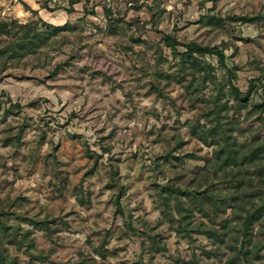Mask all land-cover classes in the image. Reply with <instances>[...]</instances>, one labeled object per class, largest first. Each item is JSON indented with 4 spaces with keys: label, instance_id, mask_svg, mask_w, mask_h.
<instances>
[{
    "label": "rangeland",
    "instance_id": "obj_1",
    "mask_svg": "<svg viewBox=\"0 0 264 264\" xmlns=\"http://www.w3.org/2000/svg\"><path fill=\"white\" fill-rule=\"evenodd\" d=\"M68 1L47 0L37 10L23 4L21 19L10 6L0 15L73 27L66 40L57 37L60 45L0 60V211L8 227L31 233L35 247L1 241L5 259L27 264L30 253L41 260L35 264H264V215L247 237L259 258L232 263L247 239L235 208L211 226L195 211L182 221L175 201L167 212L158 195L174 181L190 189L213 184L210 191L230 196L222 172L212 175L217 146L192 136L191 126L218 127L240 150L264 143V0H81L70 10ZM210 17L220 24H206ZM191 42L216 47L223 59L205 55V72L192 74L179 55ZM230 85L248 94L247 103L237 106ZM214 103H227L219 117ZM244 169L230 168L228 177L247 184ZM260 186L262 199L254 196L247 208L264 203ZM30 220L48 221L50 232ZM176 220L193 230L177 231ZM210 226L224 233L222 242L198 232Z\"/></svg>",
    "mask_w": 264,
    "mask_h": 264
},
{
    "label": "trees",
    "instance_id": "obj_2",
    "mask_svg": "<svg viewBox=\"0 0 264 264\" xmlns=\"http://www.w3.org/2000/svg\"><path fill=\"white\" fill-rule=\"evenodd\" d=\"M80 1L81 0H69V10ZM43 5L47 8L45 3H43L42 6ZM105 14L109 16V10L105 9ZM206 24L217 26L220 23L219 20L210 17L207 18ZM72 30L73 27L68 25V23L57 27L49 25L41 20L18 24L15 20L8 21L7 19H0V60L2 62L7 60H18L26 56L34 55L47 48H53L61 43L57 39L58 36H60L58 38L66 40L63 33ZM163 41L166 43V46L172 49H175V47L179 45L174 39L167 35L164 36ZM182 47L184 51L179 54L180 62L182 66L191 71L192 74L200 73L201 71L205 72V68L201 65L199 59L205 55H216L221 60L223 59L222 52L216 47H202L193 42L185 44ZM60 68V64L56 65L51 71L47 72L48 76H56ZM253 86L252 84L250 89H252ZM229 89L237 106H241L243 102L247 103L248 94L242 95L239 90L232 85H230ZM226 104L227 103L219 105L218 103H214V113L212 114L219 117L220 111L227 109ZM217 128L218 127H214L210 130L198 131L200 127L191 126V135L206 145L217 146L216 150L213 152V161H211V164L214 165L212 168V175L215 177L218 172H222L220 179L227 183L230 182L228 183L230 196L221 198L219 194L216 193L217 190L212 189L210 191L209 187H212L213 184H206L203 188L190 189L177 186L174 181H169L166 186L159 187L158 195L167 212L170 210V204L175 201V208H173L175 209L176 215L179 216L182 221H186L189 218V214L195 211L200 216L206 218L211 226L216 224L219 214H225L228 208H235L236 211L232 213L233 219L240 223L242 235L247 238L250 236L249 232L252 230L253 225L259 222L264 215V203L260 206L246 207V204L251 202L249 199H253L254 196L260 197L261 199L263 197V189L260 184L264 183V143H260L255 139L256 141H254L252 145L244 150H240L236 147L235 142L229 141V136L224 137V131L222 129L218 131ZM228 132H232V130L228 129ZM239 167L245 168L246 179L248 180L246 181L247 184H244L245 180L243 178L234 177L231 179L228 177V170L230 168L238 169ZM119 196L120 193L117 196L116 205L118 210H121L118 203ZM182 199L190 202L192 206L190 212L187 211L188 213H186L184 211ZM249 205H252V203ZM5 215L6 213L0 211V242L4 241L5 244L14 246L18 250H21L25 245H27L29 249H34V243L28 236L31 233L26 232L21 234L17 229L18 227H8L3 220ZM29 222L35 229L42 230L46 233L50 232L48 221L30 220ZM176 222L178 221L176 220ZM219 222L222 230L227 229V223H229V221L220 219ZM188 226L189 224L186 222L184 227L181 222H178L177 231L188 233L189 230H193L189 229L190 227ZM211 226L206 227L207 229L204 231L201 230L198 232L222 242V237L225 236L224 233H219L217 229ZM152 240L155 241L154 237H152ZM249 243L250 240L247 238L244 243L245 245H242V247L237 250V254L232 263H238V260L248 262L259 258L257 250L251 251L248 249L247 245ZM29 257L32 259H30L27 264H35L34 261H41L38 257H33L30 253ZM0 264H14V261H7L5 259L1 248Z\"/></svg>",
    "mask_w": 264,
    "mask_h": 264
},
{
    "label": "crops",
    "instance_id": "obj_3",
    "mask_svg": "<svg viewBox=\"0 0 264 264\" xmlns=\"http://www.w3.org/2000/svg\"><path fill=\"white\" fill-rule=\"evenodd\" d=\"M45 1L47 0H18L17 4H12V0H0V10H5L10 6V14L17 17L18 19H21L28 14V11L24 10L22 7L23 4L27 5L33 10H37L38 7H40L39 5ZM48 5H50V3H48ZM33 6H35L37 9H35Z\"/></svg>",
    "mask_w": 264,
    "mask_h": 264
},
{
    "label": "built area",
    "instance_id": "obj_4",
    "mask_svg": "<svg viewBox=\"0 0 264 264\" xmlns=\"http://www.w3.org/2000/svg\"><path fill=\"white\" fill-rule=\"evenodd\" d=\"M8 10H9V9L7 8V9H5V10L0 11V15L3 16V15L5 14V12L8 11Z\"/></svg>",
    "mask_w": 264,
    "mask_h": 264
}]
</instances>
